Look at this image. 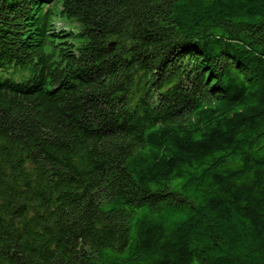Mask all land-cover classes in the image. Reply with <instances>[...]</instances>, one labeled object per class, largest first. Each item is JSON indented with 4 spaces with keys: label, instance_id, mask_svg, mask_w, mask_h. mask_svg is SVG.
Segmentation results:
<instances>
[{
    "label": "trees",
    "instance_id": "obj_1",
    "mask_svg": "<svg viewBox=\"0 0 264 264\" xmlns=\"http://www.w3.org/2000/svg\"><path fill=\"white\" fill-rule=\"evenodd\" d=\"M0 264H264V0H0Z\"/></svg>",
    "mask_w": 264,
    "mask_h": 264
},
{
    "label": "rangeland",
    "instance_id": "obj_2",
    "mask_svg": "<svg viewBox=\"0 0 264 264\" xmlns=\"http://www.w3.org/2000/svg\"><path fill=\"white\" fill-rule=\"evenodd\" d=\"M56 22L58 23V25H65L62 21L57 20Z\"/></svg>",
    "mask_w": 264,
    "mask_h": 264
}]
</instances>
